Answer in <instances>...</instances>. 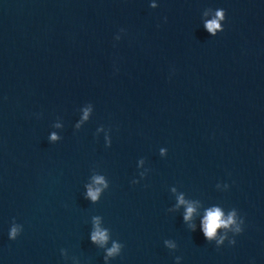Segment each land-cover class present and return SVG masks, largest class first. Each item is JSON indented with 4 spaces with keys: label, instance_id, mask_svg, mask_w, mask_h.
Here are the masks:
<instances>
[{
    "label": "water",
    "instance_id": "95a60500",
    "mask_svg": "<svg viewBox=\"0 0 264 264\" xmlns=\"http://www.w3.org/2000/svg\"><path fill=\"white\" fill-rule=\"evenodd\" d=\"M0 264H264V0H0Z\"/></svg>",
    "mask_w": 264,
    "mask_h": 264
},
{
    "label": "clouds",
    "instance_id": "9594fccd",
    "mask_svg": "<svg viewBox=\"0 0 264 264\" xmlns=\"http://www.w3.org/2000/svg\"><path fill=\"white\" fill-rule=\"evenodd\" d=\"M217 17L219 19H223V13L222 12H217ZM220 27L218 20L213 19L206 24V28L210 33L215 34L216 30ZM52 139H56L55 135L52 136ZM98 183L100 182L99 180L97 181ZM98 189L96 191H92L89 189V195L92 197L93 200L96 199ZM181 203H183V200H181ZM194 209L192 207H188L187 209V214L185 216V219H189L193 213ZM234 213L229 215V217L225 220L223 219V214L220 211V209H214L210 210L207 212V215L204 220V227H203V232L208 239H212L216 231L219 227H228L230 224L234 223ZM239 231V229H237ZM17 233V229L15 227L12 228L10 237L15 238ZM106 235L103 232L97 231L93 236L92 239L93 241H104L106 240ZM118 250L117 246H114L113 249L109 250V255H112L114 252Z\"/></svg>",
    "mask_w": 264,
    "mask_h": 264
}]
</instances>
